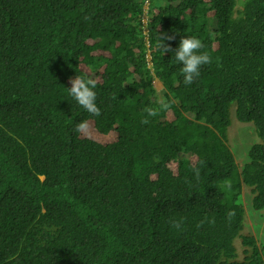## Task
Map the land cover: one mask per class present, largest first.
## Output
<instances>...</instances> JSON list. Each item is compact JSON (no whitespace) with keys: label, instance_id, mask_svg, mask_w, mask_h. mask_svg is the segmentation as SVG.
Returning a JSON list of instances; mask_svg holds the SVG:
<instances>
[{"label":"trees","instance_id":"1","mask_svg":"<svg viewBox=\"0 0 264 264\" xmlns=\"http://www.w3.org/2000/svg\"><path fill=\"white\" fill-rule=\"evenodd\" d=\"M186 36L212 58L191 85ZM234 120L257 137L239 171ZM263 207L264 0H0V264H264L242 232Z\"/></svg>","mask_w":264,"mask_h":264},{"label":"clouds","instance_id":"2","mask_svg":"<svg viewBox=\"0 0 264 264\" xmlns=\"http://www.w3.org/2000/svg\"><path fill=\"white\" fill-rule=\"evenodd\" d=\"M166 39H173L174 37L165 36ZM161 41L159 47L163 51V53L172 51L170 46H166L159 36ZM204 47L202 41L195 37V36H186L182 37L179 46L176 48L174 52L173 60L178 62L182 65L180 71L183 75V83L185 85H191L194 82V79L199 77L200 75V67L201 65H206L212 63V58L207 52H201L200 50ZM98 81L92 77L84 78L77 75L75 78L70 79L71 87L67 88L69 95L74 98V100L82 106L88 113L93 116L101 115V110L96 104V92L94 89L97 86ZM171 104L167 101H161L160 103V110H168L170 109ZM144 113L146 116L142 119V123L148 124L150 121L148 117H155L159 114V110L153 107H146L144 109ZM88 122H80L76 125V130L83 131L87 129ZM86 135V134H85ZM89 136V135H86ZM247 160H248V152H247ZM238 163V160H237ZM239 165V164H238ZM241 168V166L239 165ZM197 175L199 172L197 170ZM226 186L228 188L231 187L230 182L226 181ZM244 184L242 193L244 198H250L252 201V193L249 188ZM246 194L244 195V191ZM264 210V207L260 210H256V212L260 213ZM250 214V213H249ZM262 215V213H260ZM235 215L234 211H230L228 213L229 220ZM172 227L176 228L177 230L181 229V222L180 221H170ZM242 232L251 233L253 236L256 237L257 241L259 242L258 234L256 231L252 230L248 226V222L246 220V224L244 225ZM242 251H244L245 247L239 246Z\"/></svg>","mask_w":264,"mask_h":264},{"label":"rangeland","instance_id":"3","mask_svg":"<svg viewBox=\"0 0 264 264\" xmlns=\"http://www.w3.org/2000/svg\"><path fill=\"white\" fill-rule=\"evenodd\" d=\"M158 88H161L162 84L157 79L154 82ZM94 133V127L93 123L88 124V128L86 130V135H91ZM257 137L253 133V128L251 125L243 124L238 122L237 120H234L232 125L229 127L228 130V144L230 145L233 153L235 154L236 159L238 160V164L242 166L247 161V152L249 147L253 144L254 141H256ZM239 165H238V171H239ZM246 191H244V195L246 194ZM245 206L247 209L252 208V201L250 198H245ZM260 213H262V225L259 227V232L256 230L254 226L258 225V221L255 217V213H253V216L249 214V218H247L248 226L259 233V236L263 235V225H264V210H262Z\"/></svg>","mask_w":264,"mask_h":264}]
</instances>
